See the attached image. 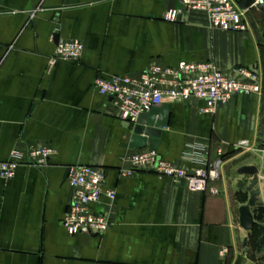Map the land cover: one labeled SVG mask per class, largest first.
Returning a JSON list of instances; mask_svg holds the SVG:
<instances>
[{
	"label": "crops",
	"instance_id": "1",
	"mask_svg": "<svg viewBox=\"0 0 264 264\" xmlns=\"http://www.w3.org/2000/svg\"><path fill=\"white\" fill-rule=\"evenodd\" d=\"M177 8V0H0V162L14 151L55 150L43 168L21 164L12 179L0 178V264H264L259 234L239 224L253 180L239 170L256 167L264 188V14L251 6L248 30L234 33L212 28L201 12L166 21ZM60 40L82 43L77 62L50 64ZM205 61L228 76L255 71L261 93L235 95L206 115L196 98L170 104L155 151L194 170L222 150L217 193L150 170L121 177L142 149L130 147L134 125L96 93L95 79ZM241 141L248 147L235 150ZM80 165L103 169L104 188L116 195L91 205L108 217L102 235L70 236L62 226L66 172Z\"/></svg>",
	"mask_w": 264,
	"mask_h": 264
},
{
	"label": "built area",
	"instance_id": "2",
	"mask_svg": "<svg viewBox=\"0 0 264 264\" xmlns=\"http://www.w3.org/2000/svg\"><path fill=\"white\" fill-rule=\"evenodd\" d=\"M177 1L179 8L165 14L168 22H176L184 11L201 12L212 28L234 33L248 30L245 11L240 10L233 0ZM83 49L78 40H60L55 45L50 64L77 62ZM235 74L233 77L220 72L211 61L179 62L176 66L152 65L136 76H99L94 87L99 96L109 101L122 121L135 125L141 114L164 103L196 98L204 103L200 113L206 115L212 114L218 105L226 104L235 95L261 93L260 77L255 71L238 67ZM247 147L248 143L241 141L234 149ZM54 155L55 150L50 147L30 148L26 154L14 151L10 160L0 162V178L12 179L21 164L43 168ZM223 155L222 150H218L216 159L206 167L186 170L162 160L156 151L142 149L128 158L130 167L121 171L120 176L127 178L139 170H150L189 191L216 194L211 185L221 178ZM104 180L105 172L98 167L80 165L69 169L67 181L71 195L62 220L68 235L98 236L107 231L109 220L106 213L91 211V205L98 204L103 197L110 201L116 198L114 191L104 188Z\"/></svg>",
	"mask_w": 264,
	"mask_h": 264
},
{
	"label": "water",
	"instance_id": "3",
	"mask_svg": "<svg viewBox=\"0 0 264 264\" xmlns=\"http://www.w3.org/2000/svg\"><path fill=\"white\" fill-rule=\"evenodd\" d=\"M238 8L246 11L256 4V7L264 14V0H233ZM57 38V37H56ZM170 113V104H164L159 107L152 108L148 113L141 114L133 128L130 147L133 149H144L155 151L158 146L162 128L168 123ZM67 170L66 175H68ZM240 174H248L253 176V180L248 188L250 200L247 205L239 209L240 227L249 232L258 222L264 220V205L259 203V198H264V188L259 189L258 169L254 166L243 167L239 170ZM256 220V221H255ZM262 237L258 240V248L264 247V226L259 227ZM246 239L244 240V245Z\"/></svg>",
	"mask_w": 264,
	"mask_h": 264
},
{
	"label": "flooded vegetation",
	"instance_id": "4",
	"mask_svg": "<svg viewBox=\"0 0 264 264\" xmlns=\"http://www.w3.org/2000/svg\"><path fill=\"white\" fill-rule=\"evenodd\" d=\"M256 221V220H255ZM256 222H258V221H256ZM263 222V221H262ZM257 224V223H256ZM250 232V234L253 236V235H255V234H259V237H260V229L258 228V226H254L253 228H252V230L251 231H249ZM257 238V240H256V244H257V242H258V240L260 239V238Z\"/></svg>",
	"mask_w": 264,
	"mask_h": 264
}]
</instances>
